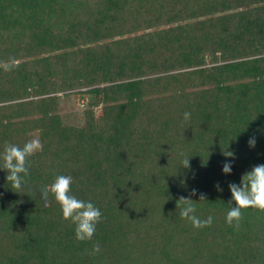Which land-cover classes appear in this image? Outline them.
Returning <instances> with one entry per match:
<instances>
[{
	"label": "trees",
	"instance_id": "trees-1",
	"mask_svg": "<svg viewBox=\"0 0 264 264\" xmlns=\"http://www.w3.org/2000/svg\"><path fill=\"white\" fill-rule=\"evenodd\" d=\"M32 139L20 193L0 169V264H264V213L225 222L264 164V0H0V154ZM58 175L100 209L92 240L41 197Z\"/></svg>",
	"mask_w": 264,
	"mask_h": 264
},
{
	"label": "clouds",
	"instance_id": "clouds-1",
	"mask_svg": "<svg viewBox=\"0 0 264 264\" xmlns=\"http://www.w3.org/2000/svg\"><path fill=\"white\" fill-rule=\"evenodd\" d=\"M191 117L190 112L183 114L184 122ZM249 148L255 147V137L249 138L247 141ZM42 151V144L38 139H32L23 144V146L5 143L3 153L0 154V160L3 161L0 169L7 171L6 180L11 185V190L20 193L27 184L29 176V158L37 152ZM225 157L235 159L232 151L224 150L222 153ZM184 169L190 168L189 157H185L180 166ZM232 164L227 161L222 166V173L231 174ZM73 179L70 175H58L50 185L41 187V197L47 199L51 194L60 207L62 219L69 221L74 225V239L77 242H86L92 240L96 232V226L101 222L102 213L98 207L92 202L77 198L71 194V185ZM217 191H222L219 185L216 186ZM231 193V200L228 202L229 210L227 211L225 222L228 226L236 230L240 228V221L243 217V211L253 209L264 213V164L254 166L250 171H246L240 179V183H230L228 185ZM191 195H196L195 190ZM206 201V196L200 194L199 201ZM179 201L184 203V207L180 210L181 219H185L191 223L194 228L210 227L213 218L208 216L201 220L195 215L196 208L190 197H181ZM235 203L234 207L230 205ZM100 251L99 244L93 246L91 255H95Z\"/></svg>",
	"mask_w": 264,
	"mask_h": 264
}]
</instances>
